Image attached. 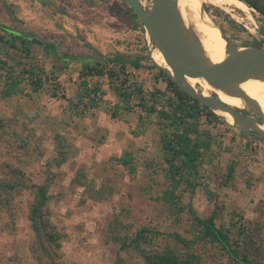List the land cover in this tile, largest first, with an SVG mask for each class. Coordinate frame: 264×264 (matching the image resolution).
Listing matches in <instances>:
<instances>
[{
	"label": "rangeland",
	"instance_id": "obj_1",
	"mask_svg": "<svg viewBox=\"0 0 264 264\" xmlns=\"http://www.w3.org/2000/svg\"><path fill=\"white\" fill-rule=\"evenodd\" d=\"M203 6L235 46L264 49V20L257 12L248 6L247 13L236 8L225 11L210 3ZM121 8L124 6L119 0H0V23L30 32L41 42H56L60 54L97 57L94 52L106 55L110 49L131 57L152 53L143 28L132 27L117 10ZM37 58L47 69L59 66L41 51ZM79 67L78 63L69 64L56 79L66 88L67 96L74 88ZM138 74L144 89H150L148 71L141 69ZM157 87L163 90L164 83L158 81ZM195 87L199 89L198 84ZM104 100L110 106L115 102L110 93ZM66 103L51 98L47 90L41 96L0 97V119L7 124L0 136V166L20 168L34 184L40 177L53 176L48 207L53 225L64 236L59 250L62 260L70 264H113L120 257L131 264L133 254L117 251L119 241L142 225L154 226L160 232L179 230L189 237L184 231L187 214H181L183 222L175 226L172 220L179 215L170 207L155 206L164 188L156 127L150 124L136 137L133 132L139 125V111H123L113 118L101 110L95 116L79 118L69 113ZM211 131L216 129L211 127ZM221 134L231 153L220 158L217 169L208 166L210 179L204 180L219 200L230 207L235 205L244 218L253 219L255 208L264 201V142H252L255 152L244 148L247 138L227 123ZM55 135L60 145H56ZM234 135L237 139L229 141ZM125 153L133 157V173L115 164V158ZM231 158L237 160L235 178L218 187ZM29 200L28 191L23 190L14 195L10 211L0 209V264H40L33 255V233L26 217ZM182 202L191 203L202 217L213 208L202 187L192 195L184 193ZM130 223L133 228L123 227ZM158 242L171 245L166 237Z\"/></svg>",
	"mask_w": 264,
	"mask_h": 264
},
{
	"label": "trees",
	"instance_id": "obj_2",
	"mask_svg": "<svg viewBox=\"0 0 264 264\" xmlns=\"http://www.w3.org/2000/svg\"><path fill=\"white\" fill-rule=\"evenodd\" d=\"M119 1L124 6L117 9L119 13L125 15L132 27L142 28L141 21L125 1ZM241 1L264 20V0ZM12 18L18 22L15 17ZM32 35L0 23L1 98L41 96L47 90L51 98L67 101L69 113L73 112L79 118H85L88 114L95 116L101 110L113 118L123 111H139V125L133 132L136 137L142 134L146 126L152 124L156 127L157 145L161 152L159 175L164 179V188L156 197L155 206L170 207L174 214L179 215L172 220L175 226L183 222L180 215L187 214L188 224L184 225V231L189 237L179 230L160 232L154 226L142 225L119 241L117 251H130L134 256L130 259L131 264H264V201L255 208V217L246 219L242 212H237L235 205L230 207L219 200L214 188H209L210 184L204 180L210 179L208 166L217 169L220 158L227 152L231 153V149L224 144L221 129L226 123L220 117L182 92L165 72L149 62L147 54L131 57L113 49L106 55L93 51L99 58L92 54H60L56 42L37 45L32 41ZM79 39L82 41L83 38ZM39 51L46 59L55 60L59 66L56 68L55 64L49 69L45 68L43 61L37 58ZM71 63H78L80 67L76 80L72 82L74 88L67 96L66 88L56 79L60 72L67 71ZM141 69L148 71L151 83L148 90L138 80ZM158 81L164 83L163 90L157 87ZM107 93L115 99L112 106L104 100ZM6 126L4 120L0 119V136L5 133ZM211 127L216 131L212 132ZM240 135L247 138L244 148L254 152L256 149L252 142H264L263 138L253 135L241 132ZM236 139L234 135L229 141ZM54 140L56 145L61 144L58 135L54 136ZM19 147H24L22 142ZM115 164L129 173L135 170L130 153L116 157ZM236 165L237 160L231 158L224 177L220 176L218 187L227 186L235 178ZM0 168H3L0 171V209L10 211L12 199L18 192L26 190L30 195L26 217L33 233V255L40 264H70L65 263L59 254L64 236L50 218L48 203L53 176L40 177V182L34 184L20 168L10 164ZM74 181L78 183V179ZM198 187L203 188L205 196L213 203L212 210L205 217L199 216L191 203L182 202L184 193L192 195ZM123 227L129 229L134 226L130 223ZM164 237L171 245L158 242ZM113 264L126 263L118 257Z\"/></svg>",
	"mask_w": 264,
	"mask_h": 264
},
{
	"label": "water",
	"instance_id": "obj_3",
	"mask_svg": "<svg viewBox=\"0 0 264 264\" xmlns=\"http://www.w3.org/2000/svg\"><path fill=\"white\" fill-rule=\"evenodd\" d=\"M124 1L141 21L147 46L151 49L157 48L162 53L168 68L157 64L151 52L148 54L149 62L165 72L182 92L207 107L229 126L241 133L264 139V111L242 88L243 84L251 80L264 82L263 48L235 46L221 27L213 22L225 41V58L214 63L192 25L184 22L178 0ZM204 4L200 6L202 15L207 14ZM32 41L42 44L36 38H32ZM186 78L203 80L212 90L238 99L241 106H231L209 90L204 94L200 84L197 83L199 89L193 88ZM220 113L227 114L231 122Z\"/></svg>",
	"mask_w": 264,
	"mask_h": 264
},
{
	"label": "bare ground",
	"instance_id": "obj_4",
	"mask_svg": "<svg viewBox=\"0 0 264 264\" xmlns=\"http://www.w3.org/2000/svg\"><path fill=\"white\" fill-rule=\"evenodd\" d=\"M203 3H210L211 5L222 8L225 11H231L230 8H236L244 13H247V6L239 0H178V7L184 22L188 25H192L199 36L207 55L214 63H218L225 58V41L220 37L218 29L214 27L212 18L208 14H201L200 6ZM150 46L152 47L151 44ZM152 58L160 66L168 68L162 53L157 48H152ZM186 80L193 88H195L197 83L201 84L204 94H207V90H209L216 94L223 102L231 106H241L238 99L231 98L223 93L212 90L203 80L198 78H186ZM242 88L264 111V82L251 80L243 84ZM220 114L231 122V118L227 114Z\"/></svg>",
	"mask_w": 264,
	"mask_h": 264
},
{
	"label": "flooded vegetation",
	"instance_id": "obj_5",
	"mask_svg": "<svg viewBox=\"0 0 264 264\" xmlns=\"http://www.w3.org/2000/svg\"><path fill=\"white\" fill-rule=\"evenodd\" d=\"M239 112H241V111H239ZM241 113L246 114V113H244V112H241Z\"/></svg>",
	"mask_w": 264,
	"mask_h": 264
}]
</instances>
